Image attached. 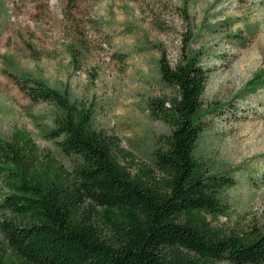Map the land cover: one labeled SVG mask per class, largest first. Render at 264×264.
I'll return each instance as SVG.
<instances>
[{
  "label": "rangeland",
  "instance_id": "374dc122",
  "mask_svg": "<svg viewBox=\"0 0 264 264\" xmlns=\"http://www.w3.org/2000/svg\"><path fill=\"white\" fill-rule=\"evenodd\" d=\"M79 31L90 52L75 68L68 48ZM187 45L208 72L202 110L214 109L203 119L199 155L236 181L228 214L213 225L263 230L264 0H0V138L25 129L43 153L73 168L48 137L51 107L33 104L16 83L27 77L91 104L95 126L133 155L124 164L149 165L171 128L150 116L148 101L175 95L159 60L164 52L174 67Z\"/></svg>",
  "mask_w": 264,
  "mask_h": 264
},
{
  "label": "trees",
  "instance_id": "16d2710c",
  "mask_svg": "<svg viewBox=\"0 0 264 264\" xmlns=\"http://www.w3.org/2000/svg\"><path fill=\"white\" fill-rule=\"evenodd\" d=\"M66 19L73 22L67 11ZM78 33L68 48L75 68L90 52ZM200 60L189 45L174 67L162 53L161 79L175 95L147 106L171 134L134 171L120 139L95 126L91 104L15 79L33 104L51 107L48 137L74 165L43 153L25 129L0 138V264H264V229L237 233L212 222L228 214L236 181L199 155L203 119L214 111L202 110L208 72Z\"/></svg>",
  "mask_w": 264,
  "mask_h": 264
}]
</instances>
